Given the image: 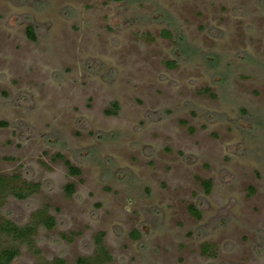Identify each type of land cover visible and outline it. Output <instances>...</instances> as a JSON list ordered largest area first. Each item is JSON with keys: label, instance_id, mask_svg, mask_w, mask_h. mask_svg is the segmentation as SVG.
<instances>
[{"label": "rangeland", "instance_id": "rangeland-1", "mask_svg": "<svg viewBox=\"0 0 264 264\" xmlns=\"http://www.w3.org/2000/svg\"><path fill=\"white\" fill-rule=\"evenodd\" d=\"M0 175L48 261L264 264V0H0Z\"/></svg>", "mask_w": 264, "mask_h": 264}, {"label": "trees", "instance_id": "trees-1", "mask_svg": "<svg viewBox=\"0 0 264 264\" xmlns=\"http://www.w3.org/2000/svg\"><path fill=\"white\" fill-rule=\"evenodd\" d=\"M27 32L30 38L35 40L34 30L29 28ZM112 106L115 109L118 107L116 103H114ZM111 113H116V111H111ZM66 165L68 167L69 173L72 176H79L81 174V171L78 168L73 167L70 162H66ZM12 179L13 178L0 175V237L6 240V243L2 244V247L0 248V264H13V262L19 258L21 249L23 247L28 248V250L33 253V255L37 258V264H65L62 259H55L53 261H48L45 259L36 244V237L41 228L52 230L56 226V220L49 213L47 206L36 211L33 214L30 222L24 226H20L12 220L1 216V208L7 197L14 196L22 200L26 199L33 193V189L30 186H26L25 193L18 191ZM26 185H28V183ZM34 186L35 188L38 187V185ZM205 187L207 192H209L211 188V182H205ZM66 190L68 194H73L74 185L69 184L66 187ZM190 211L197 218L201 217L200 212L194 207H191ZM203 246L205 252L210 248V245L208 244ZM112 260L113 256L104 243V233H99L95 237V251L93 255L90 257L77 258L76 264H107Z\"/></svg>", "mask_w": 264, "mask_h": 264}, {"label": "flooded vegetation", "instance_id": "flooded-vegetation-1", "mask_svg": "<svg viewBox=\"0 0 264 264\" xmlns=\"http://www.w3.org/2000/svg\"><path fill=\"white\" fill-rule=\"evenodd\" d=\"M99 233H104V243H105V245H106V242H105V240H106V238H105L106 234H105V232L100 231V232H98L97 234H95V236H94V240H93V242H94V251H95V237H96V235H98ZM94 251H93V253H94ZM93 253H92V255H93ZM92 255H90V256H92ZM90 256H80V257H90ZM78 258H79V257H78ZM52 261H53V260H52Z\"/></svg>", "mask_w": 264, "mask_h": 264}]
</instances>
